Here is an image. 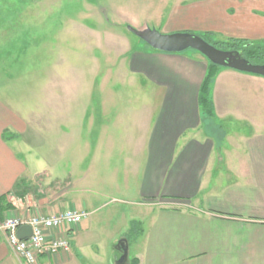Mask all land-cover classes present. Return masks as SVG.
<instances>
[{"label": "crops", "instance_id": "1", "mask_svg": "<svg viewBox=\"0 0 264 264\" xmlns=\"http://www.w3.org/2000/svg\"><path fill=\"white\" fill-rule=\"evenodd\" d=\"M132 52L130 63L122 60L130 67L124 78L131 90L122 96L130 105L85 110L80 122L86 138L78 139V201L53 187V160L20 157L27 124L0 95V196L10 205L0 220L87 213L67 233L68 252L35 264H116L117 242L126 246V264H264V78L220 69L210 118L198 104L203 56ZM229 94L250 97V132L217 137L211 124L224 119ZM22 144L29 154V141ZM19 180L23 196L13 193ZM113 204L131 208L97 214ZM0 264H26L2 235Z\"/></svg>", "mask_w": 264, "mask_h": 264}, {"label": "rangeland", "instance_id": "2", "mask_svg": "<svg viewBox=\"0 0 264 264\" xmlns=\"http://www.w3.org/2000/svg\"><path fill=\"white\" fill-rule=\"evenodd\" d=\"M127 25L199 35L222 51H230L231 40L264 51V38H256L264 30V0H0V95L27 124L19 135V154L26 162L53 160V187L68 191L65 199L78 201V139L86 138L79 132L85 110L130 105L122 97L131 90L124 78L130 67L122 60L130 63L129 50L152 52ZM226 29L236 35L221 33ZM180 54L201 56L193 50ZM250 105L249 96L229 94L222 104L225 117L213 120L211 131L217 130V137L250 132ZM22 137L30 143L29 154ZM115 206L131 208L113 204L97 214ZM111 254L119 264L122 253Z\"/></svg>", "mask_w": 264, "mask_h": 264}, {"label": "built area", "instance_id": "3", "mask_svg": "<svg viewBox=\"0 0 264 264\" xmlns=\"http://www.w3.org/2000/svg\"><path fill=\"white\" fill-rule=\"evenodd\" d=\"M84 211L65 210L52 215L28 214L0 220V235L10 250L26 264H35L41 257L51 258L70 250L68 231H74ZM28 227L30 235L20 239L18 229Z\"/></svg>", "mask_w": 264, "mask_h": 264}, {"label": "water", "instance_id": "4", "mask_svg": "<svg viewBox=\"0 0 264 264\" xmlns=\"http://www.w3.org/2000/svg\"><path fill=\"white\" fill-rule=\"evenodd\" d=\"M126 29L154 51L178 54L186 50H193L203 56L207 62L220 68L231 69L264 78V63L253 64L245 59L240 51H222L217 49L205 42L198 35L190 33L161 34L149 28L137 30L130 25H127ZM29 235L30 229L28 227H22L17 231V236L20 239L28 237ZM118 248L122 250V256L118 263L122 264L126 259V246L120 244Z\"/></svg>", "mask_w": 264, "mask_h": 264}, {"label": "trees", "instance_id": "5", "mask_svg": "<svg viewBox=\"0 0 264 264\" xmlns=\"http://www.w3.org/2000/svg\"><path fill=\"white\" fill-rule=\"evenodd\" d=\"M199 36V35H198ZM201 37V36H199ZM205 42H207L203 37H201ZM208 43V42H207ZM210 44V43H208ZM217 44H224L222 42H217ZM241 41L231 40L229 47L230 51H240L242 56L249 60L253 64H263L264 63V51L258 53L257 50H260V46H254L251 43L241 44ZM212 45V44H210ZM214 46V45H212ZM217 48L216 46H214ZM218 49V48H217ZM222 69L216 65L207 62L206 71L203 77V80L200 84L198 91V104L207 117L212 118L214 116L213 105L210 98L211 87L214 82L215 77L218 74V71ZM6 134V133H5ZM4 134V135H5ZM26 188V183L23 180H19L15 186L13 193H19L20 196H23L22 190ZM18 191V192H17ZM10 205L6 201V195L0 196V214L8 211ZM132 264H135V260L132 261Z\"/></svg>", "mask_w": 264, "mask_h": 264}]
</instances>
